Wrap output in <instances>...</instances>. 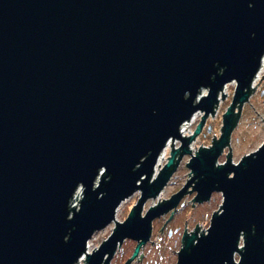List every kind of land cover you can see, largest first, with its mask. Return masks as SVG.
Listing matches in <instances>:
<instances>
[{"label":"water","instance_id":"obj_1","mask_svg":"<svg viewBox=\"0 0 264 264\" xmlns=\"http://www.w3.org/2000/svg\"><path fill=\"white\" fill-rule=\"evenodd\" d=\"M263 58L264 0H0V264H109L125 239L138 243L130 264L154 219L187 193L195 204L219 193L222 204L207 230L187 233L185 221L176 264H264V143L216 163ZM231 82L219 137L190 149ZM190 154V178L143 217ZM138 191L125 221L114 220Z\"/></svg>","mask_w":264,"mask_h":264},{"label":"rangeland","instance_id":"obj_2","mask_svg":"<svg viewBox=\"0 0 264 264\" xmlns=\"http://www.w3.org/2000/svg\"><path fill=\"white\" fill-rule=\"evenodd\" d=\"M261 76H263V69ZM228 85L229 86L225 91L227 93V96L225 99H221V103H219L220 108L218 116L213 117V120L205 122L206 127L204 128L207 129L203 130L202 128L201 133L189 143V148L199 147L202 142V146H211L212 134H215L216 137H219L222 124V114L226 112L225 109H227L230 105L235 92L234 88H236L235 82L228 83ZM203 94L206 95L207 91H203ZM251 96L252 95H250L249 100ZM237 110L238 109H235V112H237ZM197 113L201 115L197 117L195 125L190 129L191 131H187L188 133L184 132L181 136H184L185 134L186 136H189L194 133L193 131L196 130L197 125L200 123L199 121L201 120V116L204 115V112L201 111H198ZM261 118H264V101L261 98L257 100V98L255 97L243 105L238 119V124L235 126L234 130H232L233 132L230 137V152L232 154V160L236 162V164L241 160L244 154L246 156L251 152H255L256 149H258L264 143V125L262 124L263 121ZM209 126L212 127V130L210 131L211 133L206 132ZM176 140L178 142L174 143L173 146L175 148H178V146H181L182 142L181 140ZM227 151L228 149L224 151V154L222 155L223 158H220L219 163H225V157L228 153ZM193 152L194 151H192V156L195 155V153ZM164 155L165 156H163V160L161 162H157V165L160 164L159 169H162L164 164L167 163L168 157H170L171 155L170 147H167ZM192 156L191 154L184 155L180 161L177 171L173 174L168 185H166L164 192H161L162 194L160 193L158 196H156L155 199L153 198L146 201L142 211L143 217L149 207H154V205L158 203L160 197H162V199H169L171 195H173L177 190H180L184 186V184L186 183V179L190 178L188 174L190 173V170L187 168L185 163H188ZM81 193L82 191H78L75 195L76 197L78 195L77 200H80L82 198ZM140 196L141 192L138 191L132 197L124 201L118 208L116 218L114 220H116L117 222H124L129 212L131 211V208H133V206L137 203L139 199L138 197ZM194 196L195 193H187L181 200L180 204L175 208L176 211H174L175 209L172 210L174 212L171 211L172 217L170 219L169 217L171 215V212L166 213L165 216L163 215L161 217H158L157 219H154L152 223V244L151 242H148L147 245L143 246V248L140 249L141 254H143L141 258V264H176L178 258L177 252L181 247V237L183 236L185 230L186 220L187 233L191 232L195 228V226H197V223L199 226L202 222H205V224H202V228L204 230H207L209 228L208 225H210V218L213 211L217 210L219 208V205L222 204V195L219 193H214L208 202L202 204H195L193 201H191ZM76 197H74L73 199H75ZM192 203L194 204V207L191 206ZM76 204V208H79L80 202L77 203L76 200L72 201L73 206ZM166 220L168 221L166 222ZM164 223L166 225L165 233H161L160 229L162 228ZM114 227L115 222L103 229V231L101 230L96 232L93 238L88 243L86 253H90L94 250L95 246H99L103 240H106L113 231L111 229ZM168 230L174 232L172 237H169V234H167ZM125 240L126 241L123 242V244L119 247V250H116V256H114L111 264H123V262L130 257L133 250L135 249V241L130 239ZM237 261L238 256H236V262ZM135 263L136 262H134V264ZM77 264H83V260L81 259Z\"/></svg>","mask_w":264,"mask_h":264},{"label":"built area","instance_id":"obj_3","mask_svg":"<svg viewBox=\"0 0 264 264\" xmlns=\"http://www.w3.org/2000/svg\"><path fill=\"white\" fill-rule=\"evenodd\" d=\"M262 65H264V58H263V60H262ZM262 69H263V66H261V68H260V70L258 71V73L254 76V78H253V80H252V82H251V88H253L254 86H255V84H257V82L259 81V79H260V77H261V74H262ZM229 85L227 84V85H225L224 86V88H222V90H221V92H219V94H218V106H217V108H216V110H215V113H214V117H217L218 116V114H219V103H221V98H222V92H223V94H226V88L228 87ZM235 87H236V83H235ZM256 88V87H255ZM203 91H205V90H202V94H201V96H203L204 94H203ZM254 93V92H253ZM252 93V94H253ZM251 94V95H252ZM227 96V95H226ZM201 114H198L197 112L191 117V119L189 120V121H186L184 124H182V126L183 125H186V127H187V129L185 130V128H182V126H181V128H180V133H181V135L184 133V132H190L191 130V128H193V126L195 125V123H196V121H197V117L198 116H200ZM203 115V114H202ZM214 118L212 117V114H209L208 116H207V119H206V121L205 122H207V121H209V120H213ZM204 127H206V123L204 124V126H203V130L204 129H207V128H204ZM187 132V133H188ZM185 136V135H184ZM216 138H218V137H216ZM178 141L176 140V139H174L173 140V145H174V143H177ZM171 143H172V141L171 140H169L167 143H166V146H165V148L163 149V151H162V154L160 155V157H159V159H158V161L159 162H161L162 160H163V156H165L164 154H165V151H166V149H167V147H170L171 148ZM190 145H192V144H190ZM211 145H212V142H211ZM174 147V146H173ZM178 147H180V146H178ZM203 147H206V146H203ZM174 149H176L175 147H174ZM190 149H193V148H190ZM228 148H226V149H224V151H226ZM192 151H194L195 152V150H192ZM193 152V153H194ZM223 154H224V152H223ZM222 154V155H223ZM162 158V159H161ZM226 161V160H225ZM220 162V158H219V160H218V162H216V163H218V164H223L224 162H222V163H219ZM159 173V170H158V166L157 165H155V168H154V174L152 175V180L153 179H155L156 178V175ZM74 197H76V196H74ZM72 207H73V205H72ZM76 209H78V208H76ZM85 256H83V258H84Z\"/></svg>","mask_w":264,"mask_h":264},{"label":"flooded vegetation","instance_id":"obj_4","mask_svg":"<svg viewBox=\"0 0 264 264\" xmlns=\"http://www.w3.org/2000/svg\"><path fill=\"white\" fill-rule=\"evenodd\" d=\"M263 66V76L261 77V79H260V81H259V83H258V86L256 87V90L254 91V93L252 94V96H251V98H250V100L251 99H253V98H257V100H259V98H261L263 101H264V65H262ZM249 100V101H250ZM238 112V111H237ZM236 112V113H237ZM262 119V124L264 125V118H261ZM231 141V140H230ZM228 148V155L230 154L231 155V147L229 148V147H227ZM221 159L223 158V156H221L220 157ZM226 158L227 157H225V160H226ZM232 162L233 163H235L233 160H232ZM179 190H177L175 193H177ZM162 192H164V189H163V191ZM174 193V194H175ZM172 213V212H171ZM153 223V222H152ZM165 227H166V225L164 224L163 225V227H162V232L163 233H165ZM153 228V227H152ZM151 228V229H152ZM152 232H153V229H152ZM151 232V236H150V239H149V241L148 242H151V240H152V237H153V233ZM173 231H169L168 230V233L167 234H169V237H172V235H173ZM184 236V235H183ZM182 240H183V238H182ZM126 241V240H125ZM124 241V242H125ZM148 242L145 244V245H147L148 244ZM123 244V243H122ZM137 245H138V243L136 242V245H135V249H136V247H137ZM145 245H143V246H145ZM143 246H141L140 247V249H142L143 248ZM135 249L133 250V252H132V254L130 255V257L129 258H127L124 262H123V264H125L126 262H127V260H129L132 256H133V254H134V252H135ZM140 249H138L139 250V252H138V254H137V256L133 259V260H131V262H130V264H134V262H136L135 264H138V263H140L141 262V259L139 260V257H141L140 255H141V250ZM118 250V249H117ZM116 251V250H115ZM116 253H117V251L115 252V254L113 255V257H112V260H113V258H114V256H116ZM178 253V252H177ZM178 257V256H177ZM112 260L111 261H109L110 263L109 264H111V262H112ZM138 262V263H137ZM238 262V261H237ZM141 264V263H140Z\"/></svg>","mask_w":264,"mask_h":264},{"label":"bare ground","instance_id":"obj_5","mask_svg":"<svg viewBox=\"0 0 264 264\" xmlns=\"http://www.w3.org/2000/svg\"><path fill=\"white\" fill-rule=\"evenodd\" d=\"M226 85H227V84H226ZM186 125H187V124H186ZM186 125H183V126H182V128H185V127H186ZM182 128H181V129H182ZM207 133H208V132H207ZM161 159H162V158H161ZM76 264H77V263H76Z\"/></svg>","mask_w":264,"mask_h":264}]
</instances>
